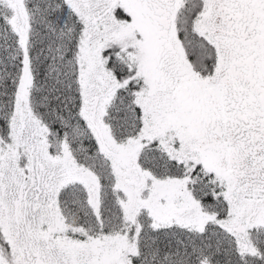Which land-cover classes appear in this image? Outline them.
<instances>
[{
	"label": "snow or ice",
	"instance_id": "snow-or-ice-1",
	"mask_svg": "<svg viewBox=\"0 0 264 264\" xmlns=\"http://www.w3.org/2000/svg\"><path fill=\"white\" fill-rule=\"evenodd\" d=\"M0 264H264V0H0Z\"/></svg>",
	"mask_w": 264,
	"mask_h": 264
}]
</instances>
